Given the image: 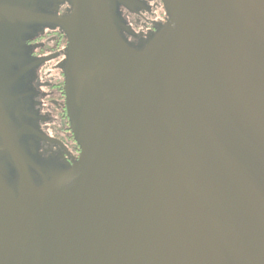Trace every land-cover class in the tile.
Segmentation results:
<instances>
[{
  "label": "water",
  "instance_id": "95a60500",
  "mask_svg": "<svg viewBox=\"0 0 264 264\" xmlns=\"http://www.w3.org/2000/svg\"><path fill=\"white\" fill-rule=\"evenodd\" d=\"M42 1L0 0V264H264V0H163L139 46L126 0ZM36 25L68 38L61 168L10 117Z\"/></svg>",
  "mask_w": 264,
  "mask_h": 264
},
{
  "label": "flooded vegetation",
  "instance_id": "af4514ba",
  "mask_svg": "<svg viewBox=\"0 0 264 264\" xmlns=\"http://www.w3.org/2000/svg\"><path fill=\"white\" fill-rule=\"evenodd\" d=\"M125 3L118 4V11L130 30L123 31L130 44L141 45L167 20L163 0ZM42 9L64 16L71 12V5L66 0H44L38 5V10ZM24 40L25 59L17 64V70L25 71L12 86L17 99L11 103L10 117L18 127L25 130L35 127L48 138L36 140L26 133L27 148L36 147L41 159L59 168L72 165L80 156L81 146L67 110L64 70L67 35L59 26L36 25L25 34Z\"/></svg>",
  "mask_w": 264,
  "mask_h": 264
}]
</instances>
